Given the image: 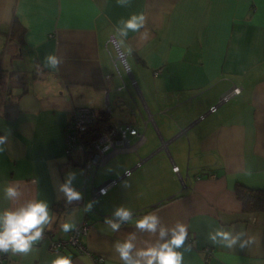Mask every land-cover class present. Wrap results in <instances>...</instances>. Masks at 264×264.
<instances>
[{"label":"crops","instance_id":"obj_1","mask_svg":"<svg viewBox=\"0 0 264 264\" xmlns=\"http://www.w3.org/2000/svg\"><path fill=\"white\" fill-rule=\"evenodd\" d=\"M140 12L150 35L130 32L120 47L127 74L111 41L117 22ZM18 29L21 43L12 37ZM48 54L63 58L58 70L43 67ZM81 108H109L114 124L135 127L145 142L130 137L88 179L78 157L66 155L67 126ZM9 130L0 212L35 198L49 202L54 219L31 253H11L8 264H51L57 254L72 264H122L115 241L132 232L137 250L155 241L134 226L150 212L168 227L189 226L184 264H264V212H245L236 194L237 186L264 189V0H0V135ZM68 172L83 194L72 205L55 190ZM10 181L23 193L15 201L4 198ZM121 205L134 217L114 233L104 218ZM69 217L88 225L86 251L52 252L72 233L60 228ZM221 227L253 242L212 245L208 233Z\"/></svg>","mask_w":264,"mask_h":264},{"label":"clouds","instance_id":"obj_2","mask_svg":"<svg viewBox=\"0 0 264 264\" xmlns=\"http://www.w3.org/2000/svg\"><path fill=\"white\" fill-rule=\"evenodd\" d=\"M116 3L120 7H128L132 0H116ZM130 32L139 34L143 40L149 38L147 17L143 12L133 13L126 19H120L117 22L112 43L116 47L123 46ZM131 51L130 47L126 50L128 53ZM62 63V57L48 54L44 57L43 67L58 70ZM10 134L9 130L8 134L0 135V154L5 152ZM246 174L250 175L251 173L247 172ZM75 179L76 174L68 172L64 182L56 185L55 190L58 193V198L62 196L67 205L83 200V194L73 186ZM3 192L4 198L10 201L19 199L23 194L19 184L11 181L5 184ZM93 203H86L83 211L85 213L92 212ZM133 217V211L121 205L113 210L111 217L104 218V224L115 233L119 232L123 225L132 221ZM53 219L49 202L35 198L15 209H6L0 212V253L11 252L13 255H28L33 251L34 245L43 240L45 230L53 223ZM134 226L139 232L155 237V241L146 243L143 248L138 250L134 243L135 232L127 233L123 240L115 241L114 252L118 254L122 264H184V253L179 249L185 248L189 237L187 224L178 221L168 227L162 223L161 218L155 212H150L136 218ZM76 227V222L72 217L60 224L64 233L73 231ZM245 235L244 231L234 232V230L229 231L221 227L209 232L207 239L212 245L232 249L239 244V247L243 249L253 242L252 237L242 240L241 237ZM188 250L190 249L185 248V251ZM51 264H72V259L70 256L57 254Z\"/></svg>","mask_w":264,"mask_h":264},{"label":"built area","instance_id":"obj_3","mask_svg":"<svg viewBox=\"0 0 264 264\" xmlns=\"http://www.w3.org/2000/svg\"><path fill=\"white\" fill-rule=\"evenodd\" d=\"M114 48L116 50L115 62L120 63L127 74H131L128 54L124 53L120 47L114 45ZM239 94L240 90L235 89L231 93L226 94L221 102L229 101ZM109 111L108 108L105 115H101L92 109H78L67 126L66 155L70 158L78 157V164L86 170L88 179H92L108 155L127 148L130 145V137H138V143L141 141L145 142V134H140L135 127L129 124H114ZM215 111L216 109H213V112ZM174 171L178 173L179 169L174 168ZM129 174L130 172L127 173V175ZM114 184L112 183L110 186ZM107 191L108 187H103L99 189L98 194L103 196L106 195ZM88 232V225L83 223L72 231L68 239L53 241L50 250L52 252H59L64 249L74 248L83 253L86 251L83 245V238L88 235ZM45 237L46 232L44 234ZM39 243L40 241L35 245ZM10 255L11 252L0 253V264H8ZM94 261L95 264H102L104 259L95 258Z\"/></svg>","mask_w":264,"mask_h":264},{"label":"trees","instance_id":"obj_4","mask_svg":"<svg viewBox=\"0 0 264 264\" xmlns=\"http://www.w3.org/2000/svg\"><path fill=\"white\" fill-rule=\"evenodd\" d=\"M16 25H19V22H16ZM19 29L15 30L14 38H18V42H23L24 35L19 34ZM15 35L18 37H15ZM236 194L242 203L243 209L248 213H258L264 212V189H250L242 186H237Z\"/></svg>","mask_w":264,"mask_h":264},{"label":"rangeland","instance_id":"obj_5","mask_svg":"<svg viewBox=\"0 0 264 264\" xmlns=\"http://www.w3.org/2000/svg\"><path fill=\"white\" fill-rule=\"evenodd\" d=\"M128 61H129V63L131 64V61H130V59H128ZM140 143H144L143 141H141Z\"/></svg>","mask_w":264,"mask_h":264}]
</instances>
